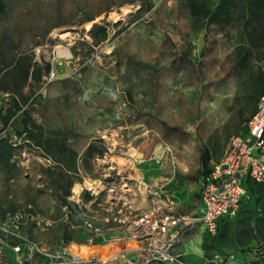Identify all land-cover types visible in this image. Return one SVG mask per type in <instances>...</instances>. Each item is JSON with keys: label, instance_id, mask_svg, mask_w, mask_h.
Wrapping results in <instances>:
<instances>
[{"label": "rangeland", "instance_id": "obj_1", "mask_svg": "<svg viewBox=\"0 0 264 264\" xmlns=\"http://www.w3.org/2000/svg\"><path fill=\"white\" fill-rule=\"evenodd\" d=\"M205 1L211 6L218 2ZM6 3L0 15V58L11 62L29 57L41 69L50 65L40 83L31 81L24 89L31 120L45 138L62 141L79 155L82 181L69 198L78 206L73 225L84 218L99 232L78 229L81 243L69 245L93 253L79 255L77 247L73 253L87 259L118 252L115 247L132 223L153 208L150 192L160 188L173 197L177 214L194 221V229L200 227L201 152L214 149L212 164L218 163L230 138L244 135L239 115L245 113L241 110L250 91L246 84L264 68V50L238 73L234 52L240 44L239 26L233 24L226 32L210 26L196 33L186 0ZM90 17L95 20L87 21ZM94 25L108 30V39L99 45L89 36ZM10 101L9 94H0V112ZM250 116L247 111L243 117ZM21 130L19 123L2 134L16 146V165L0 167V223H7L11 213L24 215L32 208L40 226L29 223L20 236L57 255L64 247L56 229L66 211L47 172L56 162L20 137ZM92 143L104 156L85 169L84 153ZM85 194L98 198V205L84 202ZM263 200L255 194L234 219L222 222L215 236L189 232L184 240H194V252L203 242L205 259L195 264L215 259L217 264L231 259L264 264ZM108 227L126 233L113 234ZM18 240L0 234L2 262L16 264L9 248ZM25 264L49 260L36 254Z\"/></svg>", "mask_w": 264, "mask_h": 264}, {"label": "trees", "instance_id": "obj_2", "mask_svg": "<svg viewBox=\"0 0 264 264\" xmlns=\"http://www.w3.org/2000/svg\"><path fill=\"white\" fill-rule=\"evenodd\" d=\"M186 1L191 19V28L196 33H201L210 26H217L223 32H226L233 24L239 26L240 44L234 52L235 68L238 73L247 69L253 59H260V55L264 50V0H218L213 6L209 5L205 0ZM150 8L151 5L147 6L145 10H149ZM6 10V0H0V15L4 14ZM94 20L95 18L90 17L87 21L91 22ZM89 36L95 45H99L108 39L109 34L107 28L94 25L89 31ZM49 71V64L44 69H41L35 66L32 58L29 57L13 59L11 62L0 58V94H9L11 97V101L6 103V106L0 112V167L9 169L16 165L14 162L16 146L10 142L8 137L2 134L7 129L20 123L22 130L18 132V135L24 137L28 143L42 148L45 151L46 157L56 162L57 167L49 169L47 172L54 182L61 206L66 211L61 220L62 223L56 229L60 234L59 240L64 247L62 248L63 250L66 248L65 246L71 243H81L79 238L76 237L78 229H87L84 226V218H79L76 224L73 225L78 206L69 200L72 196L74 185L82 181L81 177H79V155L75 150L69 149L62 141L45 138L40 127L31 120L29 97L24 95V89L30 86L31 81L40 83L43 74L49 73ZM248 85L250 91L247 95V102L241 110H244L245 113L239 115V126L243 124L244 135L247 133V124L255 114L260 98L264 95V68H259L256 74L249 76L246 86ZM247 111L251 116L245 119L243 116ZM213 152L214 149L211 150L210 148H203L201 152L200 189H202V185L213 170ZM102 156H104V151H100L96 144L92 143L88 145L83 157L84 168L87 169L89 167L91 160ZM73 175L76 176L73 177ZM245 186L249 191L250 200H253L255 194L261 195V198L264 196V186L256 184L250 179L246 181ZM93 199L94 197L90 196V194H85L83 201L88 202ZM98 200L96 198L93 205H97ZM249 201H243L242 205ZM11 214L16 215V213ZM25 214L28 216V219L24 221L25 224L23 223L20 226V234H22L29 223H33L37 227L39 226L36 221L31 220L32 217H37L32 208L27 209V213ZM17 242L18 245L23 243L22 240H18ZM0 264L13 263L9 260H5L4 263L0 257ZM218 264H227V261L225 260Z\"/></svg>", "mask_w": 264, "mask_h": 264}, {"label": "built area", "instance_id": "obj_3", "mask_svg": "<svg viewBox=\"0 0 264 264\" xmlns=\"http://www.w3.org/2000/svg\"><path fill=\"white\" fill-rule=\"evenodd\" d=\"M250 179L264 186V95L257 104V110L247 124L245 135H234L218 163L202 185V209L197 219L204 231L216 235L222 219H234L243 201L250 200L245 183ZM151 193L152 209L138 216L129 228V234L136 240H152L144 249L143 264L164 262L169 264H185L174 250L184 241L185 236L194 228L195 222L186 215L176 213V202L162 189ZM28 219L24 215H12L7 223H0V234H8L20 238L23 243L12 247L17 256L16 264H25L40 254L49 260V264H121L115 258H82L70 256L65 249L57 255H51L37 244L20 236V226ZM36 221L40 226V221ZM25 224V223H24ZM84 226L99 232L90 223ZM129 264V263H128ZM211 264H217L216 259Z\"/></svg>", "mask_w": 264, "mask_h": 264}, {"label": "crops", "instance_id": "obj_4", "mask_svg": "<svg viewBox=\"0 0 264 264\" xmlns=\"http://www.w3.org/2000/svg\"><path fill=\"white\" fill-rule=\"evenodd\" d=\"M201 191H202V189H200V193H201ZM92 197H94V196H92ZM95 200H96V197H94L93 200L88 201L86 203L93 204ZM251 201L252 200H250L248 203L242 205L241 208L243 206H246V205L250 204ZM202 205L203 204H202V196H201V201H200V205H199V209H198V214L199 215H200V211L202 209ZM241 208H240V210H241ZM238 214H239V212H238ZM120 220H121V218H120ZM120 220H119V222H122ZM224 220H227V219H222L219 222L218 230H219V227H220V225L222 224V222ZM107 221L109 223L110 219H107ZM194 228L190 232L192 234L196 232L195 233V237L199 233H202V231L205 232L202 224L200 225V227H197V229H194ZM218 230H217V232H218ZM107 231L108 232H112L113 234H115V232L119 233V234H125L126 233L120 228L113 229L111 227H108ZM127 233L123 236L122 239H120L118 241V243H117L118 245H117V247H115V249H118V252H115V253L112 254V256H108L106 258H109V257L110 258H115L121 264H128V263L129 264H143V262H144L143 249L152 240H142V241L136 240V239H134L132 237L131 234L129 235V231ZM211 236H213V235H211ZM193 241H186V239H185L181 244L177 245L175 250H174V254L177 255L185 264H195V263H199L200 261L202 262L205 259L204 256H203V253H204V251H203L204 249H203V246H202L203 242H201L200 246L194 248L195 250H197L196 252H194V250L192 248ZM74 247L79 248V247H82V246H79V245H76V244H72V245H69L68 247H66V250H67V252H68V254L70 256H76L77 257L79 255L74 254L73 251H72ZM4 249H5V247H4ZM9 249L11 251V254L15 255L13 253L12 249L11 248H9ZM93 257L94 258H104V257H97V256H93ZM16 260H17V256H16ZM152 264H160V263L155 262V263H152ZM166 264H169V263H166ZM227 264H237V263L232 261V259H231V260L227 261Z\"/></svg>", "mask_w": 264, "mask_h": 264}, {"label": "bare ground", "instance_id": "obj_5", "mask_svg": "<svg viewBox=\"0 0 264 264\" xmlns=\"http://www.w3.org/2000/svg\"><path fill=\"white\" fill-rule=\"evenodd\" d=\"M79 252V253H78ZM78 254L79 255H83V256H87L93 253V251L87 247H79L78 248Z\"/></svg>", "mask_w": 264, "mask_h": 264}]
</instances>
